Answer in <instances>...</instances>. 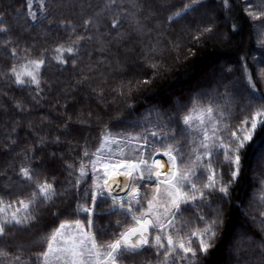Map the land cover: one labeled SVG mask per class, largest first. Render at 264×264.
<instances>
[{
  "label": "trees",
  "instance_id": "1",
  "mask_svg": "<svg viewBox=\"0 0 264 264\" xmlns=\"http://www.w3.org/2000/svg\"><path fill=\"white\" fill-rule=\"evenodd\" d=\"M190 3L39 0L32 6L33 20L27 0H0V27L6 29L0 32V199L13 205L27 200L45 180L58 193L30 209L35 219L26 227L13 224L0 237V250L8 254L0 257V264H39L37 254L45 249L46 237L77 216L80 193L92 191V178L79 189L69 181L76 180L84 151H95L106 127L114 134L148 136L157 147L162 141L151 137L152 131L162 137L175 134L186 141V166L195 159L193 148L203 151L183 124L193 108L211 107L219 129H236L260 106L264 0H229L227 7L224 0H202L169 21ZM245 5L260 18L249 16ZM205 27L213 31L206 33ZM61 46L73 48L71 54L64 52V64L55 59ZM41 58L45 63L39 87L28 77L25 85H17L12 67L33 68L29 61ZM259 140L258 148L244 150L241 173L227 195L209 193L199 210L206 218L219 215L221 223L214 246L206 256L199 254L195 264H264V132ZM217 155L223 179L230 180L229 166ZM24 167L32 170L31 182L20 173ZM206 176L204 172L200 184ZM196 213L188 206L181 216L179 226L186 232L202 227ZM101 224L109 228L105 241L133 225L120 213L105 217L97 227ZM193 246L198 248V241ZM155 253L147 247L122 264H161Z\"/></svg>",
  "mask_w": 264,
  "mask_h": 264
},
{
  "label": "snow or ice",
  "instance_id": "2",
  "mask_svg": "<svg viewBox=\"0 0 264 264\" xmlns=\"http://www.w3.org/2000/svg\"><path fill=\"white\" fill-rule=\"evenodd\" d=\"M201 2L202 0H191L190 4L170 15L169 21L181 17ZM224 3L227 7L229 0H224ZM31 6L32 0H28L29 11L34 20L36 13L31 11ZM251 7L245 5L247 14L253 19H259L255 12L248 11ZM116 26L113 24L114 28ZM4 31L6 29L0 27V32ZM212 31L211 27L204 28L206 33ZM55 51L58 53L55 57L57 62L64 64V52L71 54L73 48L61 46ZM12 55L17 54L13 51ZM44 63L42 58L30 60L33 70H28V65H24L23 70L13 66L11 73L15 76L16 84L25 85L27 81L24 77H28L32 84L39 87V70ZM245 71L247 73V69ZM248 84L255 92L251 76L248 77ZM212 111L211 107L204 110L193 108L183 118L185 128L195 130L194 121L204 124L205 116L211 119ZM241 124L236 129L228 128L227 125L217 129L215 124L211 129H203L202 139L198 144V148L203 151L193 148L195 159L186 166V141H179L175 134L169 136L165 132L162 137L158 131H152L149 135L156 141H162L157 147L148 136H123L112 133L106 127L100 134L95 151H84L76 180L69 181L72 187L79 189L91 176L92 191L81 192L83 202L78 203L75 209L77 216L61 222L46 237L45 249L37 254L39 264H122L126 257L142 254L147 247L156 249L155 254L162 257L161 264H177L178 261L195 264V258L199 254L206 256L214 246L217 228L221 223L219 215L206 218L199 214V210L207 201L209 193L218 191L227 195L229 187L241 173L244 150L260 146L259 136L264 132V97H261L260 106L255 109L254 114L245 117ZM229 135L230 139H227ZM164 140L168 141L167 146L164 145ZM218 153L222 154L223 163L229 166L230 180L223 179ZM157 156L166 159L162 162ZM165 164L168 165V171L162 172ZM204 172L207 173L206 180L200 184ZM20 173L27 181L33 180L31 169L24 167ZM69 175L72 173L69 172ZM118 177L126 178L123 185ZM144 188H150V191L144 192ZM57 194L53 184L45 180L33 190L27 200L13 205L4 204L0 199V237L13 224L26 227L35 219L30 209L38 206V202L41 205L47 204ZM144 202L146 207L143 206ZM14 206L15 211H11ZM188 206L197 210L196 218L202 224L201 228L191 232H186L179 226L180 218L188 211ZM117 213L130 217L133 225L119 232L116 239L105 241L104 236L109 228L103 224L97 227V224L105 217ZM123 223L126 225L127 220ZM189 223L186 221L185 225ZM117 224H121V221L117 220ZM196 241L199 243L198 248L193 246ZM7 255V252L0 250V257ZM16 260H20V257H16Z\"/></svg>",
  "mask_w": 264,
  "mask_h": 264
},
{
  "label": "rangeland",
  "instance_id": "3",
  "mask_svg": "<svg viewBox=\"0 0 264 264\" xmlns=\"http://www.w3.org/2000/svg\"><path fill=\"white\" fill-rule=\"evenodd\" d=\"M37 1L39 0H32V6L33 4H35ZM28 2V0H27ZM32 6H31V11H32ZM30 13V11H29ZM31 14V13H30ZM204 14V12L202 13ZM28 70H33V68H28ZM198 109H201V110H204L203 108H198ZM205 122L204 124H200L198 121H194V123L196 124V129L193 130V129H189L191 131V133L194 134L193 138L195 140V138L197 139L198 142H196V146L198 147V144H199V141L200 139H202V135H201V132L203 129L207 128V129H211V126L213 124L216 125L217 129H219V122L217 121L218 119H216L213 114L211 113V119H209L207 116H205ZM123 136H128V135H123ZM200 151L203 150V149H199ZM132 155L134 156L135 153H132ZM157 159L161 158V159H166V158H163V157H159L157 156L156 157ZM168 171V165L166 164V168L163 172H167ZM11 211H15V206L12 208ZM11 215V212H9V216ZM21 215H26L25 213H21ZM2 218V216H0V219ZM133 223V222H132Z\"/></svg>",
  "mask_w": 264,
  "mask_h": 264
},
{
  "label": "bare ground",
  "instance_id": "4",
  "mask_svg": "<svg viewBox=\"0 0 264 264\" xmlns=\"http://www.w3.org/2000/svg\"><path fill=\"white\" fill-rule=\"evenodd\" d=\"M159 159H161V158H159ZM161 160L163 162L164 159H161ZM165 168H166V164L164 165L163 169H161V171L163 172L165 170ZM118 180H119L120 184L123 185L125 183L126 178L125 177H118ZM117 191H119V190H117ZM120 195H124V193H120Z\"/></svg>",
  "mask_w": 264,
  "mask_h": 264
}]
</instances>
